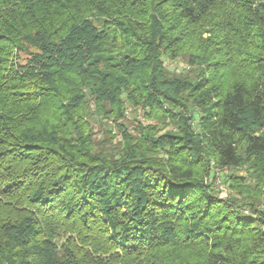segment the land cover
<instances>
[{
	"label": "trees",
	"instance_id": "trees-1",
	"mask_svg": "<svg viewBox=\"0 0 264 264\" xmlns=\"http://www.w3.org/2000/svg\"><path fill=\"white\" fill-rule=\"evenodd\" d=\"M0 264H264V0H0Z\"/></svg>",
	"mask_w": 264,
	"mask_h": 264
},
{
	"label": "rangeland",
	"instance_id": "rangeland-1",
	"mask_svg": "<svg viewBox=\"0 0 264 264\" xmlns=\"http://www.w3.org/2000/svg\"><path fill=\"white\" fill-rule=\"evenodd\" d=\"M170 69L172 71H174V69L178 70V71H184V70H188L189 66H187L186 63L184 62H180V61H176L174 63V65H171ZM131 111V110H130ZM125 124L128 126L129 130L131 131V133L135 130V128L137 127V125L139 124V122H142L143 124H145L147 126V124L151 125L154 124V122H149L145 119H143L142 117V113L133 111L132 113H128L127 114V119L124 120ZM156 123V122H155ZM107 125L108 129H112L110 127L114 126L115 124L113 122H96L93 123V129H94V136L96 140L103 142L105 139V133H104V129L103 127H105ZM113 132L111 133L112 137H115L114 139V143L117 144L120 136L119 135V131L116 128L112 129ZM226 174L225 171H220V172H216L215 177H216V184H215V188L220 191L223 192V196H229V195H234V193H231L228 190L227 185L224 182V175Z\"/></svg>",
	"mask_w": 264,
	"mask_h": 264
}]
</instances>
